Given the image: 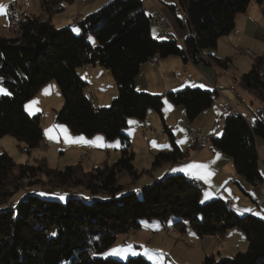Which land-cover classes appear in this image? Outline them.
<instances>
[{"label":"trees","instance_id":"1","mask_svg":"<svg viewBox=\"0 0 264 264\" xmlns=\"http://www.w3.org/2000/svg\"><path fill=\"white\" fill-rule=\"evenodd\" d=\"M251 1L263 2L179 0L184 18L174 16L175 22L189 31L180 45L170 34L167 38L152 36L140 0H110L95 14L61 29L53 26L51 18L73 0H40L44 14L22 15L14 34L0 35V87L9 93L0 95V139L10 136L27 150L40 146L41 114L29 116L24 105L54 81L62 98L55 122L66 125L74 135H102L107 141L118 139L121 143L117 161L88 172L79 163L60 171L49 169L45 161L36 166L17 165L1 153L0 264H152L141 256L124 262L94 256L112 246L118 236L137 230L143 220H157L165 228L169 224L178 233L190 230L200 238H221L227 231L237 230L245 238V252L232 257L207 256L201 264H264V219L239 215L218 198L201 204V184L184 174L164 175L144 186L140 197L134 191L116 198L124 186L119 184V177L127 175L132 184L141 174L150 172H138L133 165L128 119L144 122L147 113L154 112L170 147L153 156L151 167L175 165L187 159L188 151L176 145L171 128L165 124L161 113L164 103L181 107L188 123H192L211 108L217 94L196 87L165 94L138 92L134 78L140 66L154 57L179 56L196 66L226 71L228 59L206 53L215 51L218 40L233 32L236 16L244 13ZM89 36H93L95 46L88 42ZM85 67L110 72L116 96L108 106H93L87 83L78 74ZM237 81L261 105L255 111L254 124L250 126L238 113L227 114L220 136L209 134L204 140L207 148L227 155L235 173L255 186L261 180L256 140H264V56ZM39 174L48 177L53 188L63 189L66 200L28 193L14 201L25 180ZM78 189L89 196H81Z\"/></svg>","mask_w":264,"mask_h":264},{"label":"crops","instance_id":"2","mask_svg":"<svg viewBox=\"0 0 264 264\" xmlns=\"http://www.w3.org/2000/svg\"><path fill=\"white\" fill-rule=\"evenodd\" d=\"M18 1L20 2V0ZM109 1L110 0H81L80 3H78V0H73L68 11V15L64 17H58L60 14H56L51 18V23L54 26L56 24V18L58 17L57 20H60L64 27L73 25V16H78L79 22L84 18L95 14ZM140 2L146 16L149 17L156 11V9H159L172 20L173 31L170 33V35L178 41L179 45L182 43L183 39L189 35L188 30L181 29L175 22L174 16H179L181 19L184 18L179 12V0H140ZM6 3L7 0H0V4L6 5ZM20 4L22 5V14L24 16L28 15L35 17L34 15L27 14L25 5L21 2ZM250 4L244 13L238 14L236 16L235 28L233 32L227 36L221 37L218 40L216 50L212 53V55H214L216 58L221 59V51L224 49V47L233 48V45H241L242 47L252 49L254 42L264 41V28L261 27V23H263L262 17H264V0L262 4H258L255 1L253 4ZM8 20L9 19H7L6 15H0L1 36H7L5 33L8 32ZM152 27L153 26H151V34L154 38H156L155 27ZM11 28L12 27L9 24V30L13 32L14 29ZM2 32L3 34H1ZM238 36H241V38H249L246 43H243ZM203 57L205 58L206 56L204 55ZM258 58L259 57L256 59ZM261 58H259L258 63ZM153 62H155V64ZM226 72L227 70H220L214 66H196L190 61L184 62L179 56H170L167 58L154 57L152 61H147L140 66L139 72L134 78V88L138 92H148L151 94H165L169 91H180L186 87H196L203 90L216 91L217 98L214 99L211 108L202 112L192 123L189 124L183 123L185 117L184 111L181 107L172 106L168 102H165L164 108L167 111L176 112L178 114V119L182 120V126L185 127L186 132L188 130H196L199 131V133L202 132L206 135L214 134L218 136L222 132L223 122L227 116V113L223 109L224 102H229L233 107H235L238 115L241 116L250 126H252L255 122V111L261 108V105L257 101L253 100L249 94L242 90L237 80L233 79L232 85L230 83L219 84L218 81L220 80L221 75L225 74ZM78 74L87 83V87L91 85L97 94L95 95V101L94 97L92 99L94 107L99 108L103 105H108L105 103H108V101L115 97L116 92L112 86L111 87L113 88V91L110 89L106 93L105 91H101L100 93L99 90L93 86L97 79L96 75H98L100 78H103L102 76L105 74V71H102L100 67L81 68L78 70ZM96 83L98 86H100V80H97ZM200 85H203L204 87H200ZM217 100L219 101L220 106L216 104ZM33 106L34 107L31 109L33 111H38L36 110V105ZM26 113L29 116L35 115L29 114L28 112ZM36 113L40 114V112ZM149 116L155 120V117H153L151 113H147L144 122L138 123L134 120L129 122L127 134L130 140L132 137V132L136 135L137 133L135 130H138V127L146 125L145 122L150 123ZM164 122L166 125H168L167 120L164 119ZM181 148L182 147H180V149ZM256 150L261 180L255 186L248 184L243 177L235 173L232 161L227 155L221 153L218 150L207 147L197 149L193 147L192 143L191 149L187 150V159L182 161L184 162V165H164L162 168H160V176L156 174L152 178L151 182L147 181V185L161 179L166 174H172L173 172H171V170H176L177 172L174 173L184 174L191 180L197 181L201 184V187L204 188L203 192L201 193V198L202 195L206 198L205 194H208L209 198L206 199L218 198L239 215L251 214L258 218L264 219V140H256ZM192 164L205 165L206 169H191L189 166ZM206 173H211V175L207 176ZM142 225L143 227L145 225L148 226V228L146 227L148 232L149 229H154L156 233H158L165 226L164 224L160 222L157 223L153 220L141 221L140 227L136 232H140L142 230ZM237 233L241 234L237 230H229L224 235H222L220 238L221 240L218 241L221 243L225 240H230L232 243L230 244L232 245L233 249L235 248V254L243 251V246L241 247V243L232 242L231 240V238ZM179 234L180 236H196L190 230ZM131 237L134 239L133 243H135V247H137L133 252L137 254L132 255L130 253L129 257L141 256L150 263L156 264L157 261H155L154 258L148 253L146 254L145 250L140 248L139 244H137L139 241V233H134L131 235ZM209 238L212 237L210 236ZM224 243L225 242H223V244ZM243 245L246 249V243H243ZM234 253L225 254L223 257H232L235 255ZM218 254L220 256V253Z\"/></svg>","mask_w":264,"mask_h":264},{"label":"rangeland","instance_id":"3","mask_svg":"<svg viewBox=\"0 0 264 264\" xmlns=\"http://www.w3.org/2000/svg\"><path fill=\"white\" fill-rule=\"evenodd\" d=\"M80 1L81 0H78V3H80ZM20 2L25 5V10H27V14L29 15L39 16L40 14H44L40 8V0H20ZM250 3L253 4L254 1H251ZM70 5L71 4H66L65 10L58 13L60 14L58 17L67 16ZM179 12L183 15V12ZM57 18L56 24L54 25L55 28H64L62 22L60 20H57ZM262 21L263 23H261V27L264 28L263 17ZM71 28L74 32H78L77 28L73 26ZM152 28H154V26ZM1 34H3V32ZM5 34L7 36H10L12 34V31L9 30V23L8 32H6ZM238 37L242 40L243 43H246L249 38H241V36ZM89 38L88 42L92 46H95L96 42L93 36H89ZM236 49H239L241 51L249 50L253 54H256L259 58H261L264 56V41L254 42L252 49L242 47L241 45H233V48L224 47V49L221 51V59H228L230 63L228 65L227 72L221 75V78L218 81L219 84L230 83L232 85L233 79L238 80L243 74L250 72L252 66L257 65L258 63L259 58L256 59L247 54H239L236 52ZM212 53L213 51H210L206 54ZM100 69L102 71H105V74L102 76L103 78H100L98 75H96V81L100 80V86L97 85L96 81L94 82L93 86H95V88L99 90L100 93L101 91H105L106 93L110 89L113 91V88L116 92L115 84L110 72L108 70H105L104 68ZM0 89L2 88L0 87ZM87 92H89L94 97L95 101V95L97 94L95 93V90L91 85L87 87ZM32 101H38V103L35 104L36 110L38 111L26 109V106L30 105ZM110 101H108V103L106 102L105 104L109 105ZM61 104L62 98L59 89L56 83L54 81H51L44 87H42L40 91L24 105L26 112H28L29 114H37L36 112H40V129L42 132L43 141L46 140L52 144L49 148H45V145L43 144V142H41L39 147L27 150L22 142L17 141L10 136H4L0 139V154L6 153L17 165L28 164L36 166L39 161H45L49 169L58 171L63 170L67 166H72L79 163L81 164L83 170L86 172L91 171L93 167L101 165L103 163L111 165L120 158L121 143L118 139L107 141L102 135H95L92 137L74 135L69 131L66 125L55 122V112L61 108ZM216 104L220 106L218 100ZM108 105H103L99 108H103ZM33 107L34 106H32V108ZM164 107L165 106H163L161 113L164 119L168 122L167 126L171 128V132L174 135V141L176 145L182 147V151L190 150L192 141L191 138L188 137L189 130L186 132L185 127L182 126L183 123L187 124L188 121L186 120V118H184V122L182 123V120L178 119V114L176 112L167 111ZM148 113H151V115L155 117V120L154 118H151V116H149L150 123L145 122V126L155 130L156 136L150 135L149 133L147 135H143L140 131L135 130L137 134L135 135L132 132L130 149L134 154L133 165L135 169L138 172H150L141 174L142 176L132 184L130 183L131 180L127 175L119 177V184H122L124 186L123 189L116 194L117 199L126 194L134 193V191L137 190L138 191L136 195L140 197L141 189L146 186L148 182H151L152 178L156 174L160 176V168L164 166L163 165L157 168L151 167L153 156L161 150L165 151L166 149H169L170 143L168 137L166 136V133H164L163 131V125L158 116L152 111H149ZM130 120L132 121L133 119H128V121ZM61 128L66 130L67 136L73 142H66L65 135L60 132ZM48 130H52L51 135L55 137L54 139L49 138ZM192 131L199 133V131L196 130ZM200 134L206 140L207 135L203 134L202 132H200ZM198 149L200 148L198 147ZM84 152H86V156L84 159H81V155ZM183 163L184 162H179L176 165H184ZM171 172L174 173L177 171L171 170ZM48 180V177H46L44 174H39L33 179L25 180L24 187L18 193H16V195L13 197V200L17 202L28 193H31L46 199L65 201L67 198L65 191L61 188H53L51 186L52 184H50ZM200 189L202 193L204 188L201 187ZM74 192L71 191V194ZM78 192L83 197L89 196L88 193L82 189H78ZM205 196L206 198H209L208 194H205ZM59 197H63V199H60ZM206 198L202 195L200 203L203 204L208 200L213 199ZM153 221L159 223L157 220ZM146 227L148 228V226L145 225L143 227L142 225V230L140 232H136L137 230H135V232L130 231L126 235L118 236L116 242L112 246H110L101 254H95L94 256L102 258H113L121 262L126 261L128 258H130V253H121L120 257L105 256L104 254L112 248H127L128 246H131V250L133 252L134 249L137 248L134 245L135 243H133L134 239L131 237V235L134 233H139V241L137 242V244H139L140 248L147 250V253L152 256L155 261H157L156 264H201L203 259L207 256L213 255L214 257H218V253H220V256L223 257L225 254H232L235 252V248L233 249L230 240L223 241L225 242L224 244L223 242L219 243L218 241H220L221 239L217 236V238H215V236H213L212 238H199L191 235L180 236L178 232H176L173 228H170L169 224L167 225V227L170 228V230H164L165 227H163L158 233H156L154 229H149L148 232V229ZM166 231L168 232L165 233ZM231 240L232 242L241 243V247L243 246V251L240 252L246 251L243 245V243H246V241L242 234L237 233L231 238ZM124 242H126L125 245H123Z\"/></svg>","mask_w":264,"mask_h":264},{"label":"built area","instance_id":"4","mask_svg":"<svg viewBox=\"0 0 264 264\" xmlns=\"http://www.w3.org/2000/svg\"><path fill=\"white\" fill-rule=\"evenodd\" d=\"M13 4H19L18 0H7V5H6L7 6V11H6L7 18H9L8 17V7L13 6ZM263 10H264V7H263ZM77 20H78V16H73L72 21L75 23L77 22ZM149 21H150V24L155 27L157 38H167L169 34L173 31V25H172L170 18L166 16L159 9H156V11L152 15L149 16ZM242 54H247L253 58L258 57L256 54H253L249 50L242 51ZM153 63L155 64V62ZM88 95H91V94L88 92ZM223 108L228 115L237 114L235 107H233L229 102H224ZM139 130L143 135L149 133L155 136L156 134L155 130L148 128L147 126H140ZM188 136H193L194 144L197 147L204 148L208 146V143L204 140V138L201 136L200 133L188 131ZM50 145L52 144H50L49 141H46L45 148H49ZM85 156H86V152L82 153L81 159H84ZM164 230H170V228H165ZM167 232L168 231H166L165 233ZM215 238L217 237L215 236ZM125 244L126 242L123 243V245Z\"/></svg>","mask_w":264,"mask_h":264},{"label":"snow or ice","instance_id":"5","mask_svg":"<svg viewBox=\"0 0 264 264\" xmlns=\"http://www.w3.org/2000/svg\"><path fill=\"white\" fill-rule=\"evenodd\" d=\"M6 11H7V6L6 5H3V4H0V15H6ZM89 39H91V38H89ZM200 87H204V86L203 85H200ZM8 94L9 93L6 90L0 89V95H8ZM37 103H38V101H32L30 105H27L26 106V109H31L32 106L35 105V104H37ZM51 131L52 130H48L49 138L50 139H54L55 137H53L51 135ZM60 132L65 135L66 142H73L67 136L65 129L61 128L60 129ZM189 167L191 169H206V166L205 165H198V164H192ZM206 175L207 176H210L211 173H206ZM41 195H43V194H41ZM59 198L60 199H63V197H59ZM53 235H55V233H53ZM124 252L131 253L132 255H136V253L132 252L131 246H128L127 248H112L107 253H105L104 255L105 256H117V257H120L121 256V253H124ZM145 253L147 254V250H145Z\"/></svg>","mask_w":264,"mask_h":264},{"label":"bare ground","instance_id":"6","mask_svg":"<svg viewBox=\"0 0 264 264\" xmlns=\"http://www.w3.org/2000/svg\"><path fill=\"white\" fill-rule=\"evenodd\" d=\"M19 2V1H18ZM20 4V2H19ZM19 4H13V6L8 7V19H9V24L10 26L14 29L12 34L14 33V31L17 29L18 23L22 20V5L20 6ZM7 17V15H6ZM171 20V19H170ZM78 21V20H77ZM74 23V22H73ZM76 23V22H75ZM151 25V24H150ZM14 26V27H13ZM153 26V25H151ZM11 28V29H12ZM157 38V35H156ZM236 52L239 54H242V51L239 49H236ZM152 61V60H150ZM89 98H91V95H88ZM148 134V133H147ZM145 134V135H147ZM151 135V134H150ZM191 138L192 143H194L193 141V136H189ZM46 141H43V144L45 145ZM50 143V142H49ZM51 144V143H50ZM49 145V144H48ZM51 146V145H50ZM49 146V147H50Z\"/></svg>","mask_w":264,"mask_h":264}]
</instances>
